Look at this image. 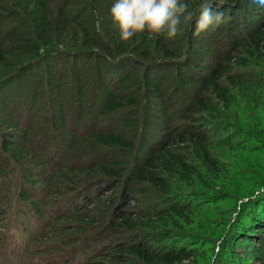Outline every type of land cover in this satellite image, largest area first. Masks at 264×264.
Wrapping results in <instances>:
<instances>
[{
    "label": "trees",
    "instance_id": "16d2710c",
    "mask_svg": "<svg viewBox=\"0 0 264 264\" xmlns=\"http://www.w3.org/2000/svg\"><path fill=\"white\" fill-rule=\"evenodd\" d=\"M114 2L0 0V264H238L247 245L240 264H264V12L216 0L231 19L203 48L201 0L176 38L127 42ZM134 185L168 203L134 216ZM117 189L109 219L100 196Z\"/></svg>",
    "mask_w": 264,
    "mask_h": 264
},
{
    "label": "clouds",
    "instance_id": "9594fccd",
    "mask_svg": "<svg viewBox=\"0 0 264 264\" xmlns=\"http://www.w3.org/2000/svg\"><path fill=\"white\" fill-rule=\"evenodd\" d=\"M252 2L264 6V0ZM189 7L188 0H115L110 15L122 41H130L145 31L171 40L181 34L182 21L193 20ZM230 19L228 11H221L216 0H201L193 35L198 37L210 29L214 31Z\"/></svg>",
    "mask_w": 264,
    "mask_h": 264
},
{
    "label": "rangeland",
    "instance_id": "374dc122",
    "mask_svg": "<svg viewBox=\"0 0 264 264\" xmlns=\"http://www.w3.org/2000/svg\"><path fill=\"white\" fill-rule=\"evenodd\" d=\"M221 3H223L222 1H221ZM250 6V5H249ZM258 8H259V12H260V14L261 13H263L264 12V8H263V6H260V5H258ZM258 8H256V9H258ZM249 10H250V8L248 7V9L246 10V11H242V23L243 24H246V25H248V24H251V20L252 19H258V16L257 15H253V14H250L249 13ZM190 21H192V20H185V24H187L186 25V27L185 28H187L188 26H189V22ZM223 27H222V30L224 29V33H226V24L225 25H222ZM192 30H190L189 32H191ZM219 31H220V29L218 28L216 31H214V34L212 35V33H210V34H208V32H203L201 35H199L198 36V39H196L195 40V42H201V45H199V46H201V47H203V48H206L205 47V41H206V38H209V40H211L210 38H214L215 36H219ZM186 36V31L183 33V35L182 36ZM224 40H226L227 41V39H224ZM189 44H192V42H189ZM214 44V43H213ZM194 45V44H193ZM226 47H225V45H221V49H225ZM185 55H187V58H189L190 56H192L193 55V57H196V56H194V53L192 52V49L191 48H188L187 49V51L185 52ZM185 55H183V57H181V59H180V63H183L184 62V60H185ZM200 59L201 58H196V62L194 63V64H201V61H200ZM187 63V61L185 62V64ZM182 65H184V64H182ZM187 68H189V69H191V70H193V68H191V67H187ZM181 95V94H180ZM182 96H176L173 100V104H171V107L172 108H178V110L180 109V107H178V105H182V104H180L181 103V100H182V98H181ZM185 100H182V102H184ZM181 107H183V106H181ZM171 108V109H172ZM156 113H158L159 111H155ZM162 114H164V113H162ZM160 116V118L162 119V120H164V121H166V119H165V117H167L165 114L164 115H159ZM165 116V117H164ZM149 118L150 117H147V116H145V119H143V124H144V128H146V130H144L145 131V134L149 137V139H148V141H150L151 142V140H150V138L151 137H155L154 135L156 134V133H159V132H162V130H161V128H159V126H157V124L155 123V121H148L149 120ZM147 119V120H146ZM154 119L156 120V121H159L160 119H159V117H154ZM227 122H229V120L227 119ZM116 123V122H115ZM178 124H180L179 123V121L178 120H176L175 121V123H174V125H178ZM239 125H236L235 127H238ZM213 127H216V125H213ZM194 130V129H193ZM156 131H158V132H156ZM217 132H220L219 130L218 131H214L213 133V137L215 136V135H217ZM232 132H234V130L232 131ZM150 134V135H149ZM229 135H230V137H231V139L232 140H230V142H234V141H236V142H240V139H236L235 138V134H231V132L229 133ZM144 136V135H143ZM227 137V136H226ZM229 137V136H228ZM146 139L147 138H143L142 137V140H141V142H142V144L143 143H145V141H146ZM155 139H156V137H155ZM223 138H220V139H218V140H222ZM152 143V142H151ZM124 152H121V153H119V154H117V155H115L114 154V156L112 155H110V156H108V158H107V156H105V157H102V158H100L99 159V157H98V161H101V159H103V158H106V161H108V162H112V161H116V159L118 158V157H120L121 156V154H123ZM124 155V154H123ZM216 155H217V153H216ZM129 156H130V154H129ZM230 162H234V159L233 158H231L230 159ZM240 171L241 172H243L244 171V169H240ZM243 178V177H242ZM242 178H239L240 180H242ZM106 179V178H105ZM105 179H103V180H97V182H105ZM238 182V187H240L242 184H241V182H239V181H237ZM135 186V191H133L132 193H133V196L135 197V198H133L130 202H129V205L127 206V211L128 212H130V213H132V214H134V216H138V215H143V214H145V212L149 209V208H151V206H153V205H155L156 204V208H159V207H161V206H166L165 204L166 203H168V201H163V202H161V201H156V203L154 204L153 203V205H151V204H149L148 202H149V198L148 197H150V196H152V193L151 192H149L150 191V187L149 186H138V185H134ZM119 189H121L122 190V188H119ZM119 189H117V194L113 191V190H109V191H105V194L104 195H101L100 196V202H106L107 204H108V214L110 213V217H109V219L111 218V212H112V210H114V208H117V207H119V198H120V196H124V194L122 195V194H118L119 193ZM147 190V192H141V190ZM185 194H187V193H185ZM111 196H113V197H111ZM107 197H108V200H107ZM101 200H103V201H101ZM116 200V201H115ZM112 201H115V202H113V203H115L114 205H112V210H111V203H112ZM240 201V200H239ZM112 203V204H113ZM239 203V202H238ZM111 211V212H110ZM235 217H236V214H233L232 215V218L233 219H235ZM197 227V226H196ZM148 231H151V230H148ZM150 234L149 235H151V234H153V233H151V232H149ZM177 234H179V232L177 231L176 232ZM176 233L174 234V236L176 235ZM178 236V235H177ZM179 236H180V234H179ZM25 237V236H24ZM118 238H125V239H130V240H132V241H138L139 239H141V238H143L142 236H141V234H135V235H132V234H129V233H127V232H123V235H119L118 236ZM143 239H145V238H143ZM145 240H147L149 243H151V244H153L154 246H158L159 244H154L153 242H154V240L155 239H148V238H146ZM252 244H255V243H253L252 242ZM240 249H242V251H238V252H235L236 253V257H237V263L238 264H240V262H242V260H245L246 258H250V254L249 253H251V250H252V245H247V246H243V247H239ZM218 251V249L215 247V252H217ZM247 251V252H246ZM253 263L254 264H261V263H255L254 261H253ZM76 264V263H75Z\"/></svg>",
    "mask_w": 264,
    "mask_h": 264
}]
</instances>
